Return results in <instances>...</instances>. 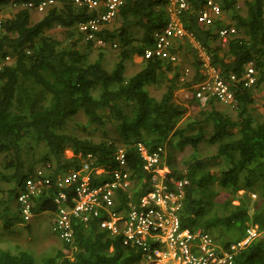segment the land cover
I'll use <instances>...</instances> for the list:
<instances>
[{
  "label": "trees",
  "instance_id": "16d2710c",
  "mask_svg": "<svg viewBox=\"0 0 264 264\" xmlns=\"http://www.w3.org/2000/svg\"><path fill=\"white\" fill-rule=\"evenodd\" d=\"M39 1L0 0V58L11 56L0 71V155L4 170H9H3L0 177L12 181L8 196L11 198L36 174L38 162L49 167V175L55 177L71 167L77 168L82 156L90 152L96 156V166L113 168L116 141L82 139L65 130L67 121L80 110L90 124L103 123L111 116L115 120L114 138L126 148L128 169L134 178V197L148 187V175L142 169L135 143L142 142L149 151L161 146L167 152L172 138L178 136L179 144L191 146L196 156L186 173L168 165L169 176L190 181L181 214L182 226L208 232L215 229L219 239H239L247 225H255L258 234L236 254L233 264H264L261 1L243 0L239 8L237 0H219L229 23L223 15L212 24L199 23L204 0H189V9L182 15L183 25L209 52L224 78L231 73L241 76L246 64L253 62L257 81L249 88L238 84L234 104L227 105L234 114L218 108L214 100L205 106H199L194 97L181 103L175 101V90L190 87L202 78L196 57L192 62L194 74L182 83V62L164 58L142 57L137 72L128 77L124 74V62L134 54L143 56L145 47L152 44V32L165 24L167 0H126L115 21L103 29L105 46L85 40L77 28L80 21L96 13L95 9L73 0H55L43 11L26 7V3ZM4 7L11 12L4 15ZM227 24L233 25L236 33L223 41L216 30ZM130 26L142 28L141 35L134 36ZM53 27L61 28L60 37L47 33ZM115 41L119 44L118 60L108 70L103 67L102 58ZM183 45L190 47L185 39H179L174 50L180 53ZM149 86L163 89L159 98L150 94ZM257 101L261 111L252 107ZM201 142L213 145L215 156L228 161L219 177L210 173L197 157ZM38 147V159L25 166L23 150ZM67 148L73 153L71 157L65 155ZM53 191L52 188L39 197V209L54 210ZM248 192L255 193L257 201L251 202ZM139 255L136 248L122 245L118 237L95 226L78 225L74 238L64 241L55 254L35 258L24 249H0V264H138Z\"/></svg>",
  "mask_w": 264,
  "mask_h": 264
},
{
  "label": "built area",
  "instance_id": "2783aa9c",
  "mask_svg": "<svg viewBox=\"0 0 264 264\" xmlns=\"http://www.w3.org/2000/svg\"><path fill=\"white\" fill-rule=\"evenodd\" d=\"M260 1L264 13V0ZM73 2L96 10L95 14L80 21L77 28L85 40L92 41L96 46H105L106 41L101 36L103 29L112 23L126 0ZM54 3L55 0H40L37 4L26 3V7L43 11ZM189 6V0H167L165 24L152 32V44L145 47L143 57L178 62L179 53L174 48L179 39H185L194 51L202 74L199 81L190 85L191 97L197 100L199 106H205L210 100L233 105L239 83L247 88L256 83L254 64L249 61L241 76L231 73L224 78L209 52L183 25L182 15ZM222 14L219 0H204L198 21L212 24ZM216 31L223 41L236 33L235 27L229 24L220 26ZM9 60V55L0 58V71ZM190 76L189 67H185L179 81L185 82ZM135 150L142 169L148 175V187L142 194L133 196L134 178L128 169L126 148L119 143L112 154L115 166L111 169L96 166V156L90 152L82 156L77 168L71 167L55 177L48 175L44 169H38L16 193L20 213L30 215L33 199L48 194L53 188L51 199L55 206V218L52 229L65 241L74 238L78 225L85 228L95 226L110 236L118 237L122 245L136 248L140 252L139 264L230 263L239 243L222 248L207 232L181 225L190 181L186 177L169 176V170L162 166L164 148L159 146L149 151L142 142H137ZM248 232L253 234L251 229Z\"/></svg>",
  "mask_w": 264,
  "mask_h": 264
},
{
  "label": "rangeland",
  "instance_id": "374dc122",
  "mask_svg": "<svg viewBox=\"0 0 264 264\" xmlns=\"http://www.w3.org/2000/svg\"><path fill=\"white\" fill-rule=\"evenodd\" d=\"M243 4V0H238L237 5L240 8ZM10 11V10H8ZM11 12V11H10ZM225 16V20L227 23L230 22L229 17ZM1 16V13H0ZM36 15L32 16V18H35ZM115 19L112 21L114 22ZM112 26V25H111ZM109 26V27H111ZM130 31L134 36L138 37L142 33V28L136 27V26H130ZM47 33L52 34L53 36L60 37L61 36V28L60 27H53L49 30H47ZM114 47H108L106 50V55L102 58V65L104 68L110 70L112 66L114 65L115 61L118 60V51H119V44L117 41H115ZM184 50L187 53L188 58H192V62L194 61V51L191 49V47H187L185 45L182 46L181 51ZM192 62L189 64V66L192 67ZM125 68H124V74L128 77L132 75L137 67H134L131 63V61H125ZM189 63V62H188ZM186 65H182V68L189 67ZM191 75L194 74L195 69L191 68ZM148 90L151 95L159 98L163 89L154 88L153 86H149ZM178 100L181 101V97L178 95ZM218 103V108L221 110H229L234 114V110L231 109V107H228L227 105H224L220 102ZM260 102L257 101L252 104V107L254 108V111H261L262 108L260 107ZM194 111V109H191ZM115 120L109 116L105 118L103 123H87L86 117L83 114V112L80 110L76 115L72 116L66 123L65 130L67 133L78 136L82 139H90L92 141H101L103 139L107 141H116V144H119L114 137L116 136L115 132ZM121 144V143H120ZM36 147V146H35ZM38 147L33 148V150H29L28 152H25L26 149L23 150V162L26 166L28 162H31L32 159L37 158L40 156V150ZM166 159L163 160V164H169L177 166L179 168V171L181 173H186L187 166L189 163L193 162L195 159V153L193 152V148L189 145H180L179 144V138L178 136H174L172 138V143L169 145L168 151L166 152ZM65 155L68 157H71L73 155L72 151L70 149L65 150ZM169 157V159H168ZM197 157L201 160V163H204L207 167V170L210 171L215 177H219L221 169L225 168L227 166V160L221 159L220 157L215 156V150L213 145H209L205 142L199 143V148L197 152ZM36 169H42L43 166L40 162L35 164ZM52 168L53 165H52ZM168 169V167L166 168ZM4 170L3 168V162L2 157L0 155V173ZM169 170V169H168ZM5 172H9V170H4ZM12 181L3 179L0 177V199H6L7 197L11 199L8 196L9 189L12 188L11 185ZM213 187H217V183L214 180ZM250 193V192H248ZM247 193V194H248ZM238 194H240L238 192ZM250 196L251 202L257 201V197L253 195L252 193L248 194ZM233 199V198H232ZM233 203H238V200H234ZM22 218V217H20ZM38 220V216H34L33 219L30 221L33 223L34 221ZM13 228V227H12ZM25 233H28L30 237L36 242L34 245H30L27 243L28 238H25L22 236V232L20 234H15L11 230H1L0 231V249H8L10 251H17L20 249L27 250L30 253H33L35 255V258H41L42 255H49L54 254V248L60 246L59 243H63V241L57 236L56 233L53 232L52 228L50 227V222L48 218L45 216H42L40 220L37 222L36 225H32L30 228H25ZM214 235L217 234L215 229H212L211 231ZM53 235L56 239L49 237ZM47 238V239H46ZM40 241L41 243L37 242ZM43 241V242H42ZM53 243V244H51Z\"/></svg>",
  "mask_w": 264,
  "mask_h": 264
},
{
  "label": "crops",
  "instance_id": "0c3cea01",
  "mask_svg": "<svg viewBox=\"0 0 264 264\" xmlns=\"http://www.w3.org/2000/svg\"><path fill=\"white\" fill-rule=\"evenodd\" d=\"M8 10H9V8L4 7V9L2 10V13L3 14L5 13L4 15L8 14ZM128 60L131 61L132 65L134 64L133 65L134 67H137L134 70L135 72H137L141 68V63H142V57L141 56L134 54ZM128 60H126V61H128ZM179 62L180 63L182 62L181 65L189 66V64L192 62V58H188L187 53L184 50H182L179 53ZM191 65H192V67L189 66V69L194 67L193 63ZM178 95L181 97V101L178 100V98H176V96L178 97ZM190 98H191V92H190L189 86L179 87L174 92V99L176 102H180V103L185 102L187 99H190ZM15 194H16V191L12 195L11 199H9L8 197L6 199H0V231L1 230H7V231L11 230L15 234H20L22 232V236H24L25 238H28L27 243L29 244V246L34 245L36 242H34V240L30 237V235H28V233L24 234V232L26 231L25 228H30L32 225H36L42 216H45L46 218H48V220L50 222V227L52 228V224H53V221L55 218V214H54V212L49 211V210H45L42 208L39 209L37 203H39L40 198L38 197L37 201H35L36 206L34 205L35 210H33V212L28 216H25V217L21 216L19 213ZM34 216H38V220L31 223L30 221L33 219ZM20 217H22V218H20ZM49 237L56 239L53 235H51ZM37 242L41 243L40 241H37ZM51 244H53V243H51ZM59 244H60V246L62 245V243H59ZM60 246L58 245V247H56V248L53 247L54 251L56 252V249L60 248ZM49 255H51V254H49Z\"/></svg>",
  "mask_w": 264,
  "mask_h": 264
},
{
  "label": "clouds",
  "instance_id": "9594fccd",
  "mask_svg": "<svg viewBox=\"0 0 264 264\" xmlns=\"http://www.w3.org/2000/svg\"><path fill=\"white\" fill-rule=\"evenodd\" d=\"M112 43H110L109 45L111 46V47H114V46H112L111 45ZM7 55H9V54H7ZM5 56V55H4ZM9 57H10V60H11V56L9 55ZM141 57H143V56H141ZM9 60V61H10ZM183 70V69H182ZM193 97V96H192ZM110 142V141H109ZM115 145H116V143H115ZM165 151V150H164ZM165 154H166V151H165V153H164V155H163V160H164V157H165ZM165 161V160H164ZM165 166L166 168L168 167L167 166V164H162V166ZM42 169H44V171H46V173L49 175V171L51 170V169H49V167H43ZM168 169H169V167H168ZM38 170V169H37ZM169 173H170V170H169ZM17 193V192H16ZM251 193V192H250ZM250 193H248V194H250ZM253 195H255V197H257L256 196V194L255 193H252ZM15 197H16V194H15ZM40 197V196H39ZM38 198V197H37ZM37 198H35V199H33V206H32V212H33V210H35L34 208V205L36 206V204H35V201H36V199ZM17 202V201H16ZM18 205V204H17ZM18 209H19V207H18ZM31 212V213H32ZM52 212H54V210L52 211ZM19 213H20V211H19ZM20 215L21 216H24L25 217V215H23V214H21L20 213ZM182 225V224H181ZM183 227H186V226H183ZM189 229H191V228H189ZM196 229H200V230H203V231H205V232H207L209 235H211L212 236V238L215 240V242L217 243V245L218 246H220V247H222V248H224V247H226V246H228L229 244H231V243H233V244H237V243H239L240 245H238V247H237V249L235 250V253H234V255H233V258H232V260H231V262L230 263H228V264H233V262H234V258H235V256H236V254H238V252H240V250L241 249H243L244 247H246L248 244H250L251 243V241L255 238V236L258 234V230H257V227L254 225V226H252V225H247V227L245 228V231H244V234H243V236L241 237V238H239V239H230V238H228V237H224V238H221V239H219L216 235H214L212 232H208V231H206V230H204V229H202V228H195V229H191V230H196ZM248 229H251L252 231H253V234L252 235H250L249 234V232H248ZM53 230V229H52ZM60 238V237H59ZM61 239V238H60ZM61 240H63V239H61ZM63 241H65V240H63ZM65 242H67V241H65ZM140 253V252H139ZM139 262H140V255H139V259H138V264H139Z\"/></svg>",
  "mask_w": 264,
  "mask_h": 264
}]
</instances>
